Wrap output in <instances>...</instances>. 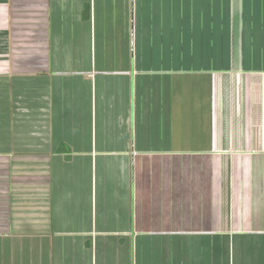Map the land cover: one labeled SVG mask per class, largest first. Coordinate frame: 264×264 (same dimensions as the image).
<instances>
[{
  "label": "crops",
  "instance_id": "obj_1",
  "mask_svg": "<svg viewBox=\"0 0 264 264\" xmlns=\"http://www.w3.org/2000/svg\"><path fill=\"white\" fill-rule=\"evenodd\" d=\"M0 264H264V0H0Z\"/></svg>",
  "mask_w": 264,
  "mask_h": 264
}]
</instances>
